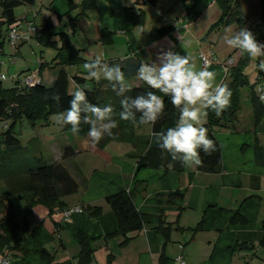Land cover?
<instances>
[{"label": "crops", "instance_id": "obj_1", "mask_svg": "<svg viewBox=\"0 0 264 264\" xmlns=\"http://www.w3.org/2000/svg\"><path fill=\"white\" fill-rule=\"evenodd\" d=\"M84 1L66 0L67 10L62 12L55 8V0H36L33 5H22L25 7L21 8V17L17 9L15 14L19 22L48 12L41 25L31 26L36 28L31 33L34 40L50 19L55 33L69 35L79 57L88 62L100 59L109 66L120 64L126 76L135 74L126 79L129 88L141 86L137 75L140 64L155 61L161 50L189 54L201 68L204 67L200 55L210 60L216 58L207 69L217 73V83L226 75L227 61L233 60L235 64L233 56L237 49L226 45L223 37L226 27L234 31L241 28L235 22L214 27L223 16L217 1L196 21H189L179 0H165V5H160V0H147L148 10L142 6L145 1L140 0H95V8H86ZM237 1L248 19L246 28L252 32L261 14V3ZM127 9L145 16L152 11L155 21L149 23L145 19L143 24L133 25L126 16ZM17 27L23 30L21 24ZM103 32L107 35L103 36ZM53 41L60 46L58 37ZM48 48L55 51L53 61L58 50ZM65 69L71 80L70 91H75L78 86L72 78L86 77L87 71L84 65ZM96 70L103 79L104 72ZM57 71L50 65L49 73H38L46 87L53 84ZM262 81L264 71L259 70L256 84ZM148 127L146 132L143 127L137 129L139 139L133 143L112 141L98 148L87 135L83 137L89 143L85 147L69 145L77 156L66 161L65 167L78 191L61 199L64 210L56 207L50 211L39 204L28 215L22 205L16 206V220L27 217L30 223L25 252L4 249L0 255L10 254L12 264H49L48 259L34 251L40 245L49 253L51 264H181L179 258L185 264H264V160L256 152L257 145L264 148L262 132L257 133L254 127H239L237 133H230L235 124L216 129L222 148V171L206 174L199 172L197 166H185L181 172L139 168L133 154L135 146H144L145 138L151 136L152 128ZM62 156L52 163L62 162ZM121 192L132 196L136 209L143 215V228L128 235L118 233L116 217L107 202L109 196ZM87 207H99L101 214L95 217L86 211ZM75 208L81 212L72 213L66 220L64 212ZM79 232L91 241L89 261H81L82 247L76 239Z\"/></svg>", "mask_w": 264, "mask_h": 264}, {"label": "trees", "instance_id": "obj_2", "mask_svg": "<svg viewBox=\"0 0 264 264\" xmlns=\"http://www.w3.org/2000/svg\"><path fill=\"white\" fill-rule=\"evenodd\" d=\"M35 1L0 0L1 22L6 27V32L0 34V53L3 54L4 43L8 39L10 29L17 23L15 10L22 5H33ZM179 1L183 4L189 21L198 20L210 4L217 1L222 7L223 16L214 27L235 22L240 28H244L248 24V19L244 17L237 0ZM259 2L262 10L252 33L256 39H260L264 43V0H259ZM95 3V0L84 1L86 8H95ZM126 16L133 25H141L145 21L143 13L137 15L131 9L126 10ZM53 28V23L49 19L35 35V39L41 46L58 50L57 56L50 64L54 68H58L53 84L50 87H46L43 82L41 85L30 89L23 88V90H19V88H14L9 90L3 89L0 82V123H10L7 130L4 129L0 134V181L5 180V186L0 188V253L4 249L25 252L24 246L30 232V223L27 217L20 222L16 220V206L22 205L27 210L28 215L39 204L45 205L50 211L56 207L64 210L65 205L61 199L78 191L77 183L65 167L66 161L77 156L73 147L67 146L64 149L62 162L60 163H47L42 158H37L36 166H31L26 161L28 148L22 144V141L15 133V125L24 115L32 121L39 119L48 120L50 115L61 113L68 109L72 92L70 91L71 80L65 68L88 63L87 60L79 57V54L73 50L69 35L65 32L55 33ZM105 34L107 35L106 32H103V36ZM1 37L3 38L2 40ZM54 37H58L60 46L53 41ZM250 61L251 59L247 54H244L236 66L227 67V78L223 83L227 84L232 92L230 107L219 117L211 109L207 110V123L204 127L208 129L209 138L215 142V151L211 155H205L203 150H200L203 165L197 166V169L201 173L217 174L222 171V148L216 138L215 130L230 127L238 120L242 88L248 86V81L243 71L245 65ZM134 73H136V70ZM134 76L135 74L125 75V79ZM72 81L78 88L83 89L87 93L89 102L100 107L111 105L114 110L113 119L117 122L118 127L112 129L113 134L111 136L105 135L99 143H96L98 148H103L112 141H130L133 143L135 139H139L137 129L148 125H140L138 123L140 116L138 112L135 113L137 116V123L135 124L131 121L121 120L119 117V113L122 110L120 101L124 97L135 98V96L144 94L147 91L156 90L148 88L142 81L140 87L129 88V91H125L122 96H118L107 80L101 79L97 81L90 78L88 73L86 77L74 76ZM255 85L251 87L250 100L253 110V121L255 129L258 130L257 133L261 131L264 133V102L259 100L255 92ZM119 87L117 85V90H119ZM54 92L61 97L59 103L51 99ZM157 94L163 96L162 93L157 92ZM163 98L165 101V114L154 126L150 125L152 128L151 136L145 138L144 146L142 144L135 146L136 153L133 156L137 159L139 168H152L164 172L171 169L174 172H181L185 168L182 162L173 160L170 153L161 150L153 136L154 132L166 131L167 128L173 127L179 117V112L172 106L170 98ZM133 111L135 112V110ZM104 123H107V121H104ZM80 127L81 131L77 136L86 137L90 126L82 123ZM65 129L71 131V126L65 125ZM256 152L264 160V148L257 145ZM107 202L116 217L118 233L128 235L143 228V215L136 209L134 200L129 193L121 192L111 195L107 198ZM86 211L95 217L101 214V208L99 207H87ZM157 229L161 230V226ZM76 239L82 247L81 261L84 259L89 261L93 251L90 239L83 232H79L76 235ZM34 251L41 258L48 259V263L51 264V259L48 258L50 255L44 248L36 245Z\"/></svg>", "mask_w": 264, "mask_h": 264}, {"label": "clouds", "instance_id": "obj_3", "mask_svg": "<svg viewBox=\"0 0 264 264\" xmlns=\"http://www.w3.org/2000/svg\"><path fill=\"white\" fill-rule=\"evenodd\" d=\"M223 40L230 48L247 54L252 60L264 57V43L259 42L246 27L238 31L230 26L226 27ZM257 67L264 71V59L259 60ZM84 68L88 76L97 81L102 77L100 71L95 69L102 70L103 79L109 82L118 96L130 90L120 64L109 66L96 59L85 63ZM137 75L148 88L156 91H147L135 98L124 97L120 101V119L135 124V113L138 112L140 125L154 126L165 114L163 97H169L172 106L178 110L179 117L173 127L153 133L157 146L170 153L173 160H180L186 167L202 166L200 150L205 155H211L215 151V142L209 138L208 129L203 126L207 110L211 109L219 117L230 107L232 92L228 85L216 82V72L207 68L197 69L190 56L181 55L171 49L161 50L155 61L142 62ZM117 85L120 86L119 90ZM71 97L69 108L55 114L56 124L61 127L70 125L74 135L79 134L82 123L88 124L90 127L87 135L94 144L99 143L105 135L113 134L112 129L118 127V124L113 119L114 110L111 105L100 107L89 102L87 93L80 88L71 93ZM51 99L59 103L61 97L54 92Z\"/></svg>", "mask_w": 264, "mask_h": 264}, {"label": "rangeland", "instance_id": "obj_4", "mask_svg": "<svg viewBox=\"0 0 264 264\" xmlns=\"http://www.w3.org/2000/svg\"><path fill=\"white\" fill-rule=\"evenodd\" d=\"M54 0H46L47 3L53 2ZM55 8L58 11L65 12L67 10V2L66 0H55ZM146 10L147 0H140ZM160 5H165V0H160ZM182 4V3H181ZM49 5V4H48ZM151 5V4H150ZM183 6V5H182ZM25 6H19L17 8V14L19 17L22 15L21 8ZM24 11V10H23ZM43 16L34 18V15L29 17L33 22L22 20L17 22V24H21L23 26V30L18 29L19 34H29L31 26H38L44 22V18L49 15L48 12L43 11ZM185 14L187 16L186 10ZM155 15L153 12L147 13L145 19L151 23L155 21ZM2 11L0 10V34L6 32V27L2 25ZM17 24H14L12 27H17ZM19 27V26H18ZM29 29V30H28ZM3 38L1 37V40ZM259 42L263 43L262 40L257 39ZM22 41H18V47L12 46L11 42L6 39L3 47V54L0 53V82L3 89H14L19 88V90H23L25 86V80L28 77H32L41 71V73H49V67L53 57L55 56V51L43 47L38 44L36 40L31 38L28 42H23L26 44H21ZM22 45V46H21ZM233 59L235 60V64L231 66H236L239 63L240 51L237 50L235 52ZM191 57V55L186 54ZM264 59L258 58L257 60H252L245 65L244 74L248 81V86L242 88L241 98H240V110L238 112V124L235 123V129L231 130L230 133H237L239 127L251 129L255 124L253 121V110L251 107V87L255 85L259 80V69L257 65L259 64V60ZM192 60V57H191ZM195 63V62H193ZM196 65V63H195ZM197 69L201 67L197 66ZM223 67V66H222ZM227 67L225 66L226 75L221 82H224L227 78ZM230 67V66H229ZM5 76L4 80H1V76ZM40 76V74H38ZM43 79V78H42ZM47 82V79L45 80ZM45 82V83H46ZM71 91H74L72 88ZM264 91V81L259 82L255 85V92L259 93ZM54 115H50L49 121L46 120H30L26 115L23 118H20L15 125V133L18 138L22 141L24 146H27L28 150L26 152V161L31 166H36V159L42 158L47 163H52L61 154H63L64 149L71 145L76 148L85 147L87 141L80 136L74 135L70 131H66L65 126L61 127L55 123ZM207 121V117L205 122ZM6 126V127H5ZM10 126V123H0V134L3 130H7ZM144 132L149 130L148 126H144L142 129ZM262 132V131H261ZM262 141L264 143V133L262 132ZM72 167V166H71ZM5 186V180L0 181V188ZM22 212L21 207H19L18 215ZM22 215V214H21Z\"/></svg>", "mask_w": 264, "mask_h": 264}, {"label": "built area", "instance_id": "obj_5", "mask_svg": "<svg viewBox=\"0 0 264 264\" xmlns=\"http://www.w3.org/2000/svg\"><path fill=\"white\" fill-rule=\"evenodd\" d=\"M36 28H30L29 34H19L18 33V27H12L9 31V36L8 39L11 42L12 46L16 47L18 41H22V42H28L32 37H31V33L35 32ZM201 61H202V66L204 68H208L210 66L213 65L214 62H216V58H213L212 60L208 59L206 56L204 55H200ZM233 60H228L227 61V65L231 66L233 65ZM5 76H1V80H4ZM44 81L42 80V78L37 74L32 76V77H28L25 80L24 83V87L25 89H30L33 88L35 86H39L43 83ZM259 100L264 102V91H261L259 93H257ZM74 212H81V209L79 208H75V209H71V210H67L64 212V217L67 220L72 213ZM179 263L181 264H185L183 258H179L178 259ZM0 264H12V257L10 254L8 253H4L2 255H0Z\"/></svg>", "mask_w": 264, "mask_h": 264}]
</instances>
